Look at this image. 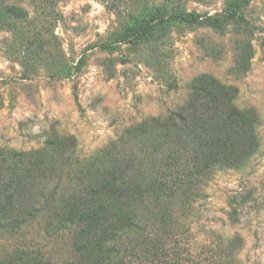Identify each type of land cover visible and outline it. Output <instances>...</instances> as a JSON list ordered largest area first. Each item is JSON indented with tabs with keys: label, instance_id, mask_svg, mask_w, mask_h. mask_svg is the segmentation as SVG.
<instances>
[{
	"label": "rangeland",
	"instance_id": "obj_1",
	"mask_svg": "<svg viewBox=\"0 0 264 264\" xmlns=\"http://www.w3.org/2000/svg\"><path fill=\"white\" fill-rule=\"evenodd\" d=\"M156 6L217 22L169 20L120 41ZM180 109L182 130L167 120ZM203 134L223 135L233 163L202 177L168 258L127 264H212L223 248L234 264H264V0H0V151L30 153L77 185L116 170L142 182L173 145L193 163ZM46 242L61 259L66 247Z\"/></svg>",
	"mask_w": 264,
	"mask_h": 264
},
{
	"label": "trees",
	"instance_id": "obj_2",
	"mask_svg": "<svg viewBox=\"0 0 264 264\" xmlns=\"http://www.w3.org/2000/svg\"><path fill=\"white\" fill-rule=\"evenodd\" d=\"M172 10L169 15L159 6L148 10L120 34V41L149 39L155 30L165 29L169 20L187 25L217 22L207 13H189L182 7ZM188 119L184 109L172 111L167 118L181 130ZM193 143L198 146L190 153L193 163L183 148L173 145L142 182L131 181L129 172L116 170L102 184L82 180L78 185L63 181L62 168L38 167L30 153L0 151V238L15 239L0 248V264H127L133 257L149 254L168 258L167 243L178 240L182 216L204 183H200L202 177L210 176L214 164L233 163L222 151L227 145L223 135L209 139L203 134ZM200 161V168L194 169ZM31 191L35 201L24 205ZM46 239L66 247L61 259L57 251L47 248ZM219 250L225 258L210 257L209 262L234 264L233 251Z\"/></svg>",
	"mask_w": 264,
	"mask_h": 264
}]
</instances>
